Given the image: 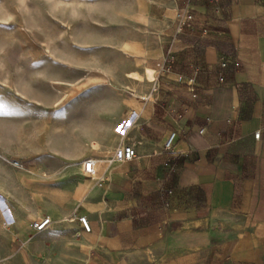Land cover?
<instances>
[{
  "label": "crops",
  "instance_id": "crops-1",
  "mask_svg": "<svg viewBox=\"0 0 264 264\" xmlns=\"http://www.w3.org/2000/svg\"><path fill=\"white\" fill-rule=\"evenodd\" d=\"M183 3L74 2L68 52L50 56L69 77L105 79L118 96L77 117L91 128L75 139L80 150L57 145L59 158L15 176L3 166L8 264H264V0H191L196 29L176 33ZM195 70L193 97L177 76ZM169 131L177 136L163 150ZM121 140L137 156L108 164ZM88 157L93 176L81 170ZM48 177L59 185L51 191ZM45 216L50 224L35 231Z\"/></svg>",
  "mask_w": 264,
  "mask_h": 264
},
{
  "label": "rangeland",
  "instance_id": "rangeland-1",
  "mask_svg": "<svg viewBox=\"0 0 264 264\" xmlns=\"http://www.w3.org/2000/svg\"><path fill=\"white\" fill-rule=\"evenodd\" d=\"M75 1L0 0V155L5 157L0 156L1 184L3 166L14 175L59 158L52 151L57 145L60 152L80 150L75 139L88 136L91 128L75 125L77 117L86 109L106 110L118 96L105 79L69 77L66 65L50 56L68 52V16ZM81 24L77 22L76 32L83 31ZM13 161L23 167H15ZM48 178L46 190L59 186L55 178Z\"/></svg>",
  "mask_w": 264,
  "mask_h": 264
},
{
  "label": "built area",
  "instance_id": "built-area-1",
  "mask_svg": "<svg viewBox=\"0 0 264 264\" xmlns=\"http://www.w3.org/2000/svg\"><path fill=\"white\" fill-rule=\"evenodd\" d=\"M190 2L191 0H184L183 5L178 9L176 13V21H177L176 33H181L185 30L193 32L196 29L195 18L192 12V7ZM205 31L206 29L204 28L201 30V32H205ZM221 64L222 66L226 65L225 62ZM197 72L198 70H195L193 75H191L190 77H184L181 74L177 76V80L181 83H185V85L192 92L193 97H195L194 88H195ZM152 91H155V89L153 88ZM146 99L147 97H143L141 100L145 101ZM130 114L131 117L137 116V113L134 110H132ZM202 131L203 129L200 130V132ZM176 136H177L176 131H169V133L166 135L162 143L163 150H170L173 147ZM258 136H259V132L254 133V137L258 138ZM136 156L137 155L135 148L132 145L122 144L114 148L112 154L109 157H107L106 161L108 164H111L113 162L129 161L135 158ZM80 164H81V170L84 174L89 176H93L96 174V159L88 157L83 159ZM13 165L15 167H22V164L19 163V161H13ZM171 193H172L171 190L167 191L168 195ZM77 220L84 231L86 232L90 231L91 225L86 216L80 215L78 216ZM50 222H51L50 217L45 216L38 221H34L32 223V226L34 227L35 231H42L50 224ZM0 264H8V263L4 259L0 258Z\"/></svg>",
  "mask_w": 264,
  "mask_h": 264
},
{
  "label": "bare ground",
  "instance_id": "bare-ground-1",
  "mask_svg": "<svg viewBox=\"0 0 264 264\" xmlns=\"http://www.w3.org/2000/svg\"><path fill=\"white\" fill-rule=\"evenodd\" d=\"M125 128H126V126H123V127L119 128L120 136L122 135V133H123V129H125ZM120 145H122V140H121V142H120ZM129 145H130V144H129ZM93 147H98V146H97L96 144H94Z\"/></svg>",
  "mask_w": 264,
  "mask_h": 264
}]
</instances>
